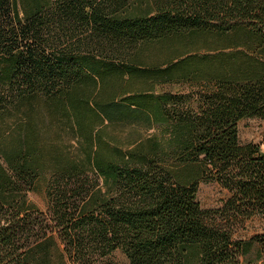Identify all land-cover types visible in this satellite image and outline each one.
Wrapping results in <instances>:
<instances>
[{
  "label": "trees",
  "instance_id": "trees-1",
  "mask_svg": "<svg viewBox=\"0 0 264 264\" xmlns=\"http://www.w3.org/2000/svg\"><path fill=\"white\" fill-rule=\"evenodd\" d=\"M245 118L264 119V0H0V264H243L264 250L237 237L264 219Z\"/></svg>",
  "mask_w": 264,
  "mask_h": 264
},
{
  "label": "rangeland",
  "instance_id": "rangeland-1",
  "mask_svg": "<svg viewBox=\"0 0 264 264\" xmlns=\"http://www.w3.org/2000/svg\"><path fill=\"white\" fill-rule=\"evenodd\" d=\"M21 16L24 14V6L18 5ZM179 87L173 85L158 86L159 91H178ZM239 137L242 143H260L264 149V119L245 118L239 122ZM230 197V191L217 182L200 183L197 199L203 208H222ZM28 201L38 210L47 213L48 203L45 191V182L40 181L35 191L28 193ZM264 233V219L257 216L240 227L237 237L248 240L252 236ZM243 264H264V250L255 243L252 250L242 258ZM104 264H130V261L122 249L118 248L103 259Z\"/></svg>",
  "mask_w": 264,
  "mask_h": 264
}]
</instances>
